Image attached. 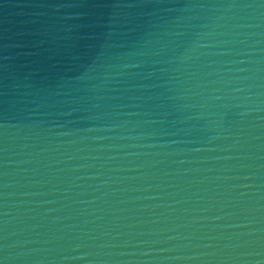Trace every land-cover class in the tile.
<instances>
[{
	"label": "water",
	"instance_id": "1",
	"mask_svg": "<svg viewBox=\"0 0 264 264\" xmlns=\"http://www.w3.org/2000/svg\"><path fill=\"white\" fill-rule=\"evenodd\" d=\"M0 264H264V0H0Z\"/></svg>",
	"mask_w": 264,
	"mask_h": 264
}]
</instances>
